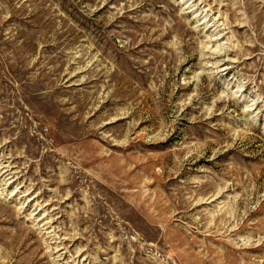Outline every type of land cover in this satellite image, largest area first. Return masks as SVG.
Here are the masks:
<instances>
[{
    "label": "rangeland",
    "instance_id": "rangeland-1",
    "mask_svg": "<svg viewBox=\"0 0 264 264\" xmlns=\"http://www.w3.org/2000/svg\"><path fill=\"white\" fill-rule=\"evenodd\" d=\"M0 264H264V0H0Z\"/></svg>",
    "mask_w": 264,
    "mask_h": 264
}]
</instances>
